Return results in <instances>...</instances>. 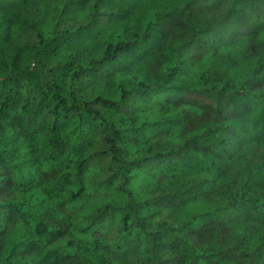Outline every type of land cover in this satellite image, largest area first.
<instances>
[{"label":"trees","instance_id":"16d2710c","mask_svg":"<svg viewBox=\"0 0 264 264\" xmlns=\"http://www.w3.org/2000/svg\"><path fill=\"white\" fill-rule=\"evenodd\" d=\"M0 264H264V0H0Z\"/></svg>","mask_w":264,"mask_h":264}]
</instances>
